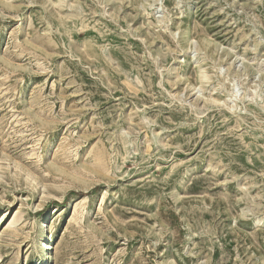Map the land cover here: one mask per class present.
<instances>
[{"label":"rangeland","instance_id":"1","mask_svg":"<svg viewBox=\"0 0 264 264\" xmlns=\"http://www.w3.org/2000/svg\"><path fill=\"white\" fill-rule=\"evenodd\" d=\"M0 264H264V0H0Z\"/></svg>","mask_w":264,"mask_h":264},{"label":"bare ground","instance_id":"2","mask_svg":"<svg viewBox=\"0 0 264 264\" xmlns=\"http://www.w3.org/2000/svg\"><path fill=\"white\" fill-rule=\"evenodd\" d=\"M173 68V67H172ZM201 77L204 79L206 77V75L204 73H201ZM47 214V212H46ZM51 214V213H50ZM42 223V222H41ZM257 223L260 225L261 221L260 220H257ZM44 245V243H43ZM44 247V246H43ZM42 248V247H41ZM37 261V260H36Z\"/></svg>","mask_w":264,"mask_h":264}]
</instances>
